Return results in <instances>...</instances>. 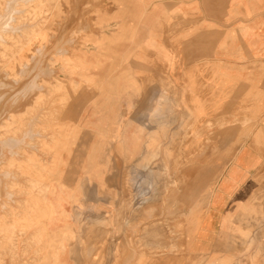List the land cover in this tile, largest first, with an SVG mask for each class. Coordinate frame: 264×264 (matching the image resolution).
I'll use <instances>...</instances> for the list:
<instances>
[{
    "label": "rangeland",
    "instance_id": "1",
    "mask_svg": "<svg viewBox=\"0 0 264 264\" xmlns=\"http://www.w3.org/2000/svg\"><path fill=\"white\" fill-rule=\"evenodd\" d=\"M223 25L196 0H0V264H264V64ZM241 149L231 224L193 222Z\"/></svg>",
    "mask_w": 264,
    "mask_h": 264
},
{
    "label": "crops",
    "instance_id": "2",
    "mask_svg": "<svg viewBox=\"0 0 264 264\" xmlns=\"http://www.w3.org/2000/svg\"><path fill=\"white\" fill-rule=\"evenodd\" d=\"M196 1H198L199 4H201L202 7L205 9V11L207 12V16L212 18L221 17L223 19L225 37L228 34L229 30H233V29L240 30L241 34L237 36L236 46H238L242 54L246 51V54L244 56L245 61H243L244 59L243 60L241 59L239 63H236L239 65L240 68L253 64L254 65L264 64V0H196ZM233 13L234 15H238L239 20H234V21L231 20ZM237 32L238 31H236V33ZM199 42L198 43L193 42L192 49H195L196 51L204 50L202 49L203 47L200 48V44L201 43L203 44V42L200 43ZM144 150L145 147L142 146L141 149H137L134 152V155H142L145 152ZM242 151L244 152V156L239 161L236 162L235 167L227 174V176L226 174L224 175L222 174L223 177H220V180L217 185H215V182L217 181L219 175L221 174L223 167L221 166L220 163H218V161H216L217 163H215L214 169L210 172V176H209L210 178L214 179L213 184L215 186L212 187L213 189L210 188L212 185L209 186L206 185L203 187L201 186L198 187V191H193V193L199 194L197 198L192 199V203H191L192 208L190 209L189 215L190 216L192 215L193 222L197 220L199 210L203 208L204 210L203 212H205V214H203L201 223H204L206 225L207 224L211 225L213 218L214 220L213 225L215 226L214 232L216 231L215 230L216 226H219L221 229L222 221L224 219L228 221L227 223H225L226 227L227 225L231 224V222L229 221L233 214L231 203L234 200V196L236 195L235 193L239 194L240 191L238 190L244 188V186L241 185V183L247 176L242 181H240L237 184V186H235L234 189H229V188L232 186V184L235 181H237V179L240 178V174L242 173L243 170L244 172H246V174H248L250 168L254 166L252 162H249L247 160L248 150L241 149L239 153ZM206 158H210V157L208 156ZM234 162L235 161H233V163ZM224 177L225 179L219 185L220 181ZM202 194H205L206 196H202ZM220 231L221 230H219V233ZM213 233L208 234L207 237L209 235H212ZM202 236H204L203 232L199 234V237ZM203 242H201L200 244L202 245Z\"/></svg>",
    "mask_w": 264,
    "mask_h": 264
},
{
    "label": "bare ground",
    "instance_id": "3",
    "mask_svg": "<svg viewBox=\"0 0 264 264\" xmlns=\"http://www.w3.org/2000/svg\"><path fill=\"white\" fill-rule=\"evenodd\" d=\"M46 70V69H45ZM27 89V88H26ZM42 89V88H41ZM17 91V90H16ZM7 95V94H6ZM57 99V98H56ZM63 101V98H60V99H58L57 101H56V106H60L61 105V102ZM64 102V101H63ZM62 106V105H61ZM13 110V109H12ZM5 112V111H4ZM30 119V118H29ZM12 137V136H11ZM14 140V139H13ZM3 141V140H2ZM3 143V142H2ZM5 144V143H4ZM200 147H202V146H200ZM208 150H210V149H208ZM145 151V150H144ZM8 162V161H7ZM122 166H123V164H122ZM195 169V168H194ZM193 170V169H192ZM44 171L45 170H43V168L42 169H40V172L38 173V174H42V173H44ZM194 171V170H193ZM190 172V171H189ZM190 175V174H189ZM234 181V180H233ZM180 193V192H179ZM218 197V196H217ZM178 198V197H177ZM223 199V198H222ZM216 200H218V199H216ZM217 202V201H216ZM179 211V210H178Z\"/></svg>",
    "mask_w": 264,
    "mask_h": 264
}]
</instances>
